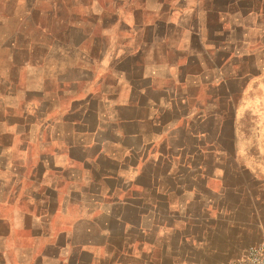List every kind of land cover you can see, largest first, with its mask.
<instances>
[{"label":"crops","instance_id":"obj_1","mask_svg":"<svg viewBox=\"0 0 264 264\" xmlns=\"http://www.w3.org/2000/svg\"><path fill=\"white\" fill-rule=\"evenodd\" d=\"M114 1L112 23L95 25L106 36L128 24L134 43L123 48L96 46L103 32L85 31L82 21L94 13L79 11L80 21L69 22L76 42L39 54L7 49L23 57L7 60L11 75L0 73V264H164L165 255L181 264V242L199 250L184 263L218 264L228 249L263 240L261 176L251 208L229 207L221 162L213 171L208 161L212 113L196 89L212 85L213 47L195 21L197 3L159 0L149 16L145 5ZM186 15L194 18L189 46L172 48L161 28L181 29ZM22 71L32 83L20 82ZM216 193L225 205H212Z\"/></svg>","mask_w":264,"mask_h":264},{"label":"rangeland","instance_id":"obj_2","mask_svg":"<svg viewBox=\"0 0 264 264\" xmlns=\"http://www.w3.org/2000/svg\"><path fill=\"white\" fill-rule=\"evenodd\" d=\"M121 1L149 7V16L156 14L161 7V0H118ZM188 3H197L195 21H199L203 27L201 32L212 37L209 47H213V56H207V67L210 64L211 69L205 73L208 79H212V85L196 89L199 99L207 101L205 107L212 113L206 121V128L212 132L210 141L216 152L208 161H213V171L218 169L214 168L216 163L221 162L222 167L217 170L216 176H222L228 184L229 207L239 202L238 205L245 203L251 208L252 196L257 193V188H254V184L259 182L257 176H261V183H264V0H187ZM115 6L119 4L114 0H0V49H5L0 50V73L11 75L7 60L23 57L16 52L9 54L7 49L13 48L14 43L18 47L32 46L39 54L48 46L58 48L62 42H76V30L70 27L69 22L80 21V12L94 13L91 23L82 21L85 31L103 32L102 39L96 42L100 49L114 42L119 48L125 47L124 43H134V40L126 38L130 32L128 24H113L110 30L105 31L106 36L104 30L100 32L96 27L95 21H112L113 15L106 9ZM220 9L222 13L217 11ZM192 16L185 18V21L182 19L184 28L170 25L161 28L170 34L172 48L189 46L186 31L189 19L193 23ZM90 42H87L88 46ZM191 70L198 73L201 69L196 65ZM20 75L22 84L34 80L28 71H22ZM37 77L39 80L40 75ZM203 122L198 123V126ZM220 194L213 195L212 205H225L227 201L220 203ZM4 210L5 207H2L1 212ZM211 213H214L212 218L215 227L216 223H220V217L215 216L218 213L216 209ZM260 217L263 221L264 216ZM248 218L251 220L253 216L249 214ZM225 228L223 223V231ZM193 229L191 226L185 227L187 233L198 234ZM2 243L6 244L0 238V247ZM246 249H228L231 256L218 264H231ZM178 253L181 264H189L184 261L198 255L199 250L188 242H181V247L175 248V254ZM170 257L165 255L164 264H173Z\"/></svg>","mask_w":264,"mask_h":264},{"label":"built area","instance_id":"obj_3","mask_svg":"<svg viewBox=\"0 0 264 264\" xmlns=\"http://www.w3.org/2000/svg\"><path fill=\"white\" fill-rule=\"evenodd\" d=\"M231 264H264V239L248 246Z\"/></svg>","mask_w":264,"mask_h":264}]
</instances>
